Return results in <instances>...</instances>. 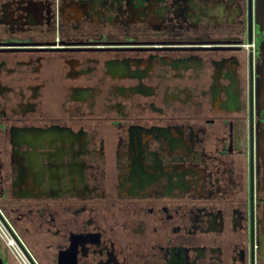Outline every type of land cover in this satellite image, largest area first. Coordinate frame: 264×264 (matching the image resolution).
Returning a JSON list of instances; mask_svg holds the SVG:
<instances>
[{
	"label": "flooded vegetation",
	"instance_id": "flooded-vegetation-1",
	"mask_svg": "<svg viewBox=\"0 0 264 264\" xmlns=\"http://www.w3.org/2000/svg\"><path fill=\"white\" fill-rule=\"evenodd\" d=\"M263 49L264 0H0V223L27 263L264 264Z\"/></svg>",
	"mask_w": 264,
	"mask_h": 264
},
{
	"label": "water",
	"instance_id": "water-1",
	"mask_svg": "<svg viewBox=\"0 0 264 264\" xmlns=\"http://www.w3.org/2000/svg\"><path fill=\"white\" fill-rule=\"evenodd\" d=\"M264 50V49H263ZM261 71H262V87L260 90V100L264 102V58H263V65L261 66ZM256 151H257V156L261 159L262 161V167H263V177H262V181H263V185H264V129H262L261 131H259L257 133V137H256Z\"/></svg>",
	"mask_w": 264,
	"mask_h": 264
},
{
	"label": "built area",
	"instance_id": "built-area-1",
	"mask_svg": "<svg viewBox=\"0 0 264 264\" xmlns=\"http://www.w3.org/2000/svg\"><path fill=\"white\" fill-rule=\"evenodd\" d=\"M0 238L7 244L10 251L16 256L20 264H28L24 256L19 251L18 247L11 241L9 234L0 223Z\"/></svg>",
	"mask_w": 264,
	"mask_h": 264
}]
</instances>
